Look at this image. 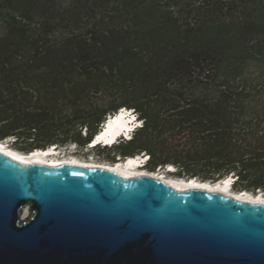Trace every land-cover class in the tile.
Wrapping results in <instances>:
<instances>
[{
  "label": "trees",
  "instance_id": "16d2710c",
  "mask_svg": "<svg viewBox=\"0 0 264 264\" xmlns=\"http://www.w3.org/2000/svg\"><path fill=\"white\" fill-rule=\"evenodd\" d=\"M82 3L85 27L64 33L56 0H0V141L26 154L87 148L126 107L142 126L94 147L109 161L146 153L147 171L232 176L235 192L264 195V0L257 13L208 22L142 13L137 0Z\"/></svg>",
  "mask_w": 264,
  "mask_h": 264
},
{
  "label": "water",
  "instance_id": "95a60500",
  "mask_svg": "<svg viewBox=\"0 0 264 264\" xmlns=\"http://www.w3.org/2000/svg\"><path fill=\"white\" fill-rule=\"evenodd\" d=\"M0 264H264V205L0 153Z\"/></svg>",
  "mask_w": 264,
  "mask_h": 264
},
{
  "label": "rangeland",
  "instance_id": "374dc122",
  "mask_svg": "<svg viewBox=\"0 0 264 264\" xmlns=\"http://www.w3.org/2000/svg\"><path fill=\"white\" fill-rule=\"evenodd\" d=\"M84 2H91V0H83ZM136 8L142 10V13L150 11V7L156 10V16L160 17L165 9L171 8L172 11L183 15L184 20L190 21H223L228 18H235L246 13H257L260 11L261 0H137ZM72 3V4H71ZM83 5L82 0H56L58 10V18L62 19L57 26L58 32L70 33L80 31L87 23L86 12L80 9ZM113 5V6H112ZM108 6L106 9L109 11L119 8L116 2ZM91 7L100 8L101 6L92 4ZM147 16V15H146ZM147 20H154L155 16L148 14ZM65 19V20H64ZM258 72L254 69L252 74ZM258 76V75H257ZM256 76V77H257ZM255 77V78H256ZM258 86L264 91V77L260 79ZM9 144V143H8ZM11 149H14L10 146ZM16 150V149H14ZM140 156V155H139ZM139 156H136L139 158ZM54 157L58 158H71L75 157L81 160H91L97 162L112 163L109 159L112 154L100 151L96 148H83L79 149L78 145H70L67 147H58L57 153ZM126 160V159H125ZM145 165L143 170H145ZM147 171V169H146ZM157 172L163 173L167 177H175L170 174L166 169H157ZM261 195V193H259ZM264 196V195H263Z\"/></svg>",
  "mask_w": 264,
  "mask_h": 264
},
{
  "label": "bare ground",
  "instance_id": "6f19581e",
  "mask_svg": "<svg viewBox=\"0 0 264 264\" xmlns=\"http://www.w3.org/2000/svg\"><path fill=\"white\" fill-rule=\"evenodd\" d=\"M119 120L115 119L114 121H110L106 126L105 129H103L100 132V136L96 142L99 144V142L103 141L104 144L107 146L112 144L115 140V136L118 134V128L120 127ZM121 125V124H120ZM118 142V141H117ZM96 143V144H97ZM116 145V143H113L111 146L113 147ZM39 150V149H37ZM36 152L31 154H26L18 150L11 149L10 146H7L0 141V153L9 155L16 159V161H19L21 163H24L25 165H28L30 167H44L48 165H55V164H73V165H81L86 167H92V168H100V169H109L111 171H115L118 173L126 174V175H137L142 177H148V178H154L161 181H164L167 184L174 185L177 187H193L198 189H207L211 191H215L218 193H223L224 195L230 196V197H236L245 201H249L252 203H257L259 205H264V196L261 194H252L248 191L245 192H233L229 189V186L227 184L219 183V185H209L206 182L201 183L197 180L188 181L187 179L177 178V177H167L163 173L159 172H151L143 170L142 160L139 158L135 159L134 156L128 157L129 159L124 160H118L115 163H105V162H97V161H91V160H81L75 157L71 158H58L54 157L56 152ZM170 166V165H169ZM172 169H174L173 166H170ZM234 178V177H232ZM227 180V179H223ZM221 182V181H219Z\"/></svg>",
  "mask_w": 264,
  "mask_h": 264
},
{
  "label": "clouds",
  "instance_id": "9594fccd",
  "mask_svg": "<svg viewBox=\"0 0 264 264\" xmlns=\"http://www.w3.org/2000/svg\"><path fill=\"white\" fill-rule=\"evenodd\" d=\"M125 108H126V107H125ZM131 110L134 111L133 109H131ZM134 117L139 118L135 111H134ZM139 124H140V126H142V121H141V120H140V123H139ZM99 134H100V133H99ZM97 136H98V135H97ZM97 136L95 137V140L97 139ZM119 142H120V141H119ZM119 142H118V143H119ZM118 143H117V144H118ZM88 147H89V146H88ZM89 148H91V147H89ZM134 158L137 159V157H134ZM143 158H144L143 155H140V156H139V159H140V160L143 159ZM127 159H129V158H127ZM124 161H125V160H124ZM142 162H143V161H142ZM147 162H148V161H145V162H143V164L146 165ZM167 167H169V166H167ZM167 167H166V168H167ZM167 171H168V172H171V171L168 170V168H167ZM229 179H233L232 176H231Z\"/></svg>",
  "mask_w": 264,
  "mask_h": 264
},
{
  "label": "built area",
  "instance_id": "2783aa9c",
  "mask_svg": "<svg viewBox=\"0 0 264 264\" xmlns=\"http://www.w3.org/2000/svg\"><path fill=\"white\" fill-rule=\"evenodd\" d=\"M141 155H143V157H144V158L141 159V160H142L143 162H145V159L148 158L149 155L146 154V153H142ZM118 159L121 160L120 158H118ZM143 162H142V163H143ZM233 180H235V178H233Z\"/></svg>",
  "mask_w": 264,
  "mask_h": 264
}]
</instances>
